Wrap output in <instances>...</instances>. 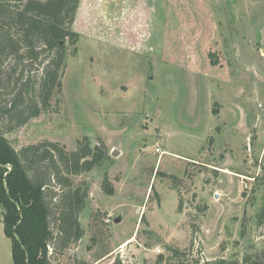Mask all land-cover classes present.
I'll return each mask as SVG.
<instances>
[{
	"label": "rangeland",
	"instance_id": "1",
	"mask_svg": "<svg viewBox=\"0 0 264 264\" xmlns=\"http://www.w3.org/2000/svg\"><path fill=\"white\" fill-rule=\"evenodd\" d=\"M263 24L264 0H79L61 89L7 135L16 150L87 138L108 151L75 179L84 235L52 264H157L168 245L197 264L264 252Z\"/></svg>",
	"mask_w": 264,
	"mask_h": 264
},
{
	"label": "trees",
	"instance_id": "2",
	"mask_svg": "<svg viewBox=\"0 0 264 264\" xmlns=\"http://www.w3.org/2000/svg\"><path fill=\"white\" fill-rule=\"evenodd\" d=\"M78 5L79 0H0V220L13 264H52L83 237L79 216L88 190L75 179L101 167L108 155L103 144L92 148L87 138L73 151L49 140L16 150L7 138L48 111L61 89L67 44L79 38L72 30ZM100 187L104 193L111 187L106 173ZM256 221L264 223V200ZM165 250L157 264L198 263L185 262L187 248ZM242 264H264V252Z\"/></svg>",
	"mask_w": 264,
	"mask_h": 264
},
{
	"label": "crops",
	"instance_id": "3",
	"mask_svg": "<svg viewBox=\"0 0 264 264\" xmlns=\"http://www.w3.org/2000/svg\"><path fill=\"white\" fill-rule=\"evenodd\" d=\"M8 247H9V254L8 255L11 256V259H12L11 240L8 237H6V235L4 234L3 224L0 220V264H4V262H5L6 257L4 256L3 252L7 254L8 253V250H7ZM12 264H13V260H12Z\"/></svg>",
	"mask_w": 264,
	"mask_h": 264
},
{
	"label": "water",
	"instance_id": "4",
	"mask_svg": "<svg viewBox=\"0 0 264 264\" xmlns=\"http://www.w3.org/2000/svg\"><path fill=\"white\" fill-rule=\"evenodd\" d=\"M259 45L261 46V48L264 49V24L261 26L259 30ZM118 222H119V218H115L114 223H118Z\"/></svg>",
	"mask_w": 264,
	"mask_h": 264
}]
</instances>
